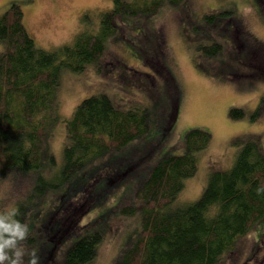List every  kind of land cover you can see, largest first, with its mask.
Returning <instances> with one entry per match:
<instances>
[{"label":"rangeland","instance_id":"obj_1","mask_svg":"<svg viewBox=\"0 0 264 264\" xmlns=\"http://www.w3.org/2000/svg\"><path fill=\"white\" fill-rule=\"evenodd\" d=\"M257 1L184 0L177 7L164 4L148 18L116 17V31L106 40L98 65L81 72L60 70L61 121L41 144L46 176L61 167L64 120L85 98L104 94L120 109L144 107L149 128L134 147L114 155L126 156L119 163L129 168L103 157L65 193L67 185L36 201L30 198L34 174L11 171L0 179V213L27 207V232L15 244L21 264H60L68 246L89 230L101 231L89 264H117L140 223L137 213L122 214V209L137 206L135 192L153 164L165 154L183 152V137L191 129L208 132L210 141L197 154V172L184 180L177 205L198 200L208 175L230 168L239 140H253L264 151V1ZM11 4L20 7L36 47L46 50L70 44L85 27L96 30L99 15L113 6L112 0H0V15ZM208 14L222 15L204 25L201 19ZM201 43L218 46L216 54L201 55ZM3 49L0 44V53ZM230 110H241L243 116L232 118ZM29 238L36 240L29 244ZM218 264H264V220Z\"/></svg>","mask_w":264,"mask_h":264},{"label":"trees","instance_id":"obj_2","mask_svg":"<svg viewBox=\"0 0 264 264\" xmlns=\"http://www.w3.org/2000/svg\"><path fill=\"white\" fill-rule=\"evenodd\" d=\"M183 1L112 0V9L99 15L96 30L85 27L70 44L52 50L36 47L22 23L20 7L11 4L0 15V44L4 47L0 53V179L11 171L34 174L36 186L30 198L39 201L46 191L66 185L63 193L67 187L73 189L79 174L103 157L118 160L122 169L129 168L119 163L126 156L114 155L146 136L148 111L144 107L120 109L106 95L97 94L83 99L64 120L62 165L54 173L44 174L42 158L47 153L41 144L46 132L61 121L57 111L59 72H81L98 65L106 40L116 31V17L148 18L164 4L177 7ZM258 1L261 5L264 0ZM220 15L208 14L201 20L209 25ZM217 47L198 45L206 57L214 56ZM229 115L238 118L243 112L230 110ZM209 141L208 132L191 129L183 137V152L165 154L153 164L135 192L137 206L122 209V214L137 213L140 223L117 264H218L241 237L264 220V151L253 140L238 141L240 148L230 168L208 175L198 200L176 204L184 180L197 172V154ZM26 210V206H18L0 216L25 225ZM27 240L32 244L36 239ZM100 242L101 231L89 230L68 246L60 264H89ZM15 248L0 251V264H21Z\"/></svg>","mask_w":264,"mask_h":264},{"label":"clouds","instance_id":"obj_3","mask_svg":"<svg viewBox=\"0 0 264 264\" xmlns=\"http://www.w3.org/2000/svg\"><path fill=\"white\" fill-rule=\"evenodd\" d=\"M26 232V226L13 220L10 216H0V251L15 246L17 240L23 239Z\"/></svg>","mask_w":264,"mask_h":264}]
</instances>
